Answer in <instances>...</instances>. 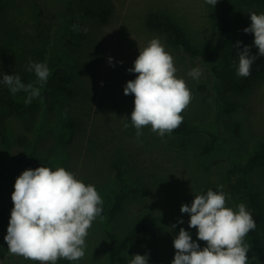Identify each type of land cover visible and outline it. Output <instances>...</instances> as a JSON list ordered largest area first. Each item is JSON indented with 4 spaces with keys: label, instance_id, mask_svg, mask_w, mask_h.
<instances>
[{
    "label": "rangeland",
    "instance_id": "rangeland-1",
    "mask_svg": "<svg viewBox=\"0 0 264 264\" xmlns=\"http://www.w3.org/2000/svg\"><path fill=\"white\" fill-rule=\"evenodd\" d=\"M113 1L115 11L107 23L80 19L82 35L76 37V51H70L72 44L65 42L66 54L78 64L76 94L60 98L53 110H43L30 132L23 129L22 118L8 121L7 144L0 143V210L5 207L7 212L6 227H0L4 253L0 264H39L10 255L4 240L14 206L16 178L32 160L64 166L76 173L85 184L96 187L107 208L118 191L122 195L121 207L114 215H103L93 222L85 257L76 262L61 259L57 264H128L132 255L145 253L149 254V264H171L173 240L181 227L197 240V229L188 225L190 215L180 211L182 204L190 205L195 194L209 188L218 191L221 184L228 194V206L246 204L242 192L234 186L240 176L235 170L244 167L264 139V78L241 92H224L217 87L211 70L215 63L213 11L205 0ZM39 3L45 20L59 22L64 18L63 0ZM234 9L247 15L250 26V13L264 12V1L236 0ZM150 10L165 12L175 20L199 55L189 57L169 45L163 34L149 30L144 21ZM85 27L87 32L83 31ZM154 37L171 52L177 75L186 79L192 91L193 99L182 113L183 121L192 127L187 135L170 134L161 139L145 127L137 139L131 125L134 96L125 95L124 87L136 74L127 69L133 67L139 48ZM253 40L254 34L248 44L254 55L258 49ZM194 67L203 69L199 81L187 76ZM126 120L127 129L123 126ZM20 134L27 137L23 145L16 142ZM114 164L122 171L123 184L115 178ZM249 179L262 207L257 245L249 235L246 237L250 245L248 264L264 259V164L253 166ZM140 224L149 226L144 242L129 246L123 252V261L109 262L107 231L120 238ZM197 242L205 246V242Z\"/></svg>",
    "mask_w": 264,
    "mask_h": 264
},
{
    "label": "clouds",
    "instance_id": "clouds-1",
    "mask_svg": "<svg viewBox=\"0 0 264 264\" xmlns=\"http://www.w3.org/2000/svg\"><path fill=\"white\" fill-rule=\"evenodd\" d=\"M205 2L214 7L218 0ZM250 14L251 24L243 31L254 34L253 45L258 52L253 55L252 46L241 48L242 42H236L239 77L251 75L254 61L264 56V12ZM73 28L80 30L77 25ZM83 31L87 32V28ZM109 63H112L111 57ZM27 70L34 72L35 84H25L18 74H3L0 84L7 86L13 95L21 91L27 93L25 104H30L40 97L51 70L46 61L32 62L31 59ZM127 71L136 74L135 79L127 81L124 94L134 96L130 122L136 129L137 139L143 135L145 127H150L161 139L170 135L183 123L182 113L193 99L186 79L177 75L171 52L154 37L147 46L139 48L133 67ZM202 74L201 67H194L187 76L199 81ZM123 126L129 127L127 120ZM217 187L218 191L209 188L195 194L190 205H181V213L190 215L189 228L197 229V240L205 242V246L201 247L191 233L181 227L173 240L175 255L171 264H248L250 245L246 237L255 230V220L245 203L235 208L228 206L224 186ZM12 201L14 206L4 236L8 253L39 264H57L61 259L82 260L89 230L93 222L102 217L104 203L96 187L85 184L76 173L63 166L41 165L25 169L16 178ZM131 257L128 264H149L148 253Z\"/></svg>",
    "mask_w": 264,
    "mask_h": 264
},
{
    "label": "trees",
    "instance_id": "trees-1",
    "mask_svg": "<svg viewBox=\"0 0 264 264\" xmlns=\"http://www.w3.org/2000/svg\"><path fill=\"white\" fill-rule=\"evenodd\" d=\"M65 16L59 22L45 20L39 0H0V79L3 74L20 75L25 84L36 82L34 72L27 70L29 60L32 62H47L51 75L41 89L40 97L34 98L30 104H25L27 93L21 91L11 94L7 86L0 84V143L7 144L8 121L12 117L22 118V127L30 132L35 126L43 110H53L62 97L71 98L76 94L75 69L78 64L69 59L65 45L72 44L70 51H76V37L82 32L73 28H80V19L88 18L98 24L109 21L115 11L113 0H63ZM264 1V0H261ZM23 3V4H22ZM236 0H218L212 6V28L215 33L214 58L211 66L217 87L224 92H241L247 90L252 83L264 78V56H258L248 77L236 74L238 55L235 44L241 41L248 45L253 39L252 33H245L243 29L249 26L248 17L244 12L234 9ZM145 26L152 31L165 36L166 42L189 57L199 55L198 48L186 35L184 29L167 13L150 10L145 17ZM67 44V43H66ZM64 46V47H63ZM69 48V47H67ZM256 55V54H254ZM235 62V65H234ZM80 66V65H79ZM67 125L71 121L66 122ZM192 132L189 122L183 123L173 130L171 135L183 136ZM27 140L25 134L16 137L18 145ZM264 164V139L258 149L251 155L242 169L234 185L242 192L247 208L251 211L256 228L248 235L256 244L257 225L260 221L261 201L252 188L249 172L253 166ZM56 166L42 160H32L24 167L35 169L38 166ZM64 167V166H63ZM115 178L123 184L122 171L118 165ZM66 168V167H65ZM234 172V168L232 170ZM122 187V185H121ZM122 195L118 191L109 208L103 205V215H114L121 207ZM6 208L0 210V227H6ZM149 232L147 224H140L131 228L120 238L107 231V254L109 262L123 261V252L132 245L143 243ZM4 253L0 247V258ZM249 264H264V259H254Z\"/></svg>",
    "mask_w": 264,
    "mask_h": 264
}]
</instances>
